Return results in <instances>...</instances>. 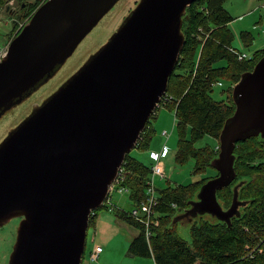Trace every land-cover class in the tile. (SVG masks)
<instances>
[{
  "label": "water",
  "instance_id": "1",
  "mask_svg": "<svg viewBox=\"0 0 264 264\" xmlns=\"http://www.w3.org/2000/svg\"><path fill=\"white\" fill-rule=\"evenodd\" d=\"M118 1L47 0L36 9L0 59V120L54 76ZM195 1L139 0L108 41L7 132L0 226L22 217L9 264H83L92 211L167 94ZM232 99L211 161L218 175L172 218L184 239L195 221L231 225L250 204L240 198L247 180L234 182L235 150L239 141L264 139V56L241 74ZM231 184L226 206L218 191Z\"/></svg>",
  "mask_w": 264,
  "mask_h": 264
},
{
  "label": "trees",
  "instance_id": "2",
  "mask_svg": "<svg viewBox=\"0 0 264 264\" xmlns=\"http://www.w3.org/2000/svg\"><path fill=\"white\" fill-rule=\"evenodd\" d=\"M4 1L0 0V6ZM225 2L196 0L188 7L183 24L185 44L167 89V94L172 97L167 106L175 111L179 131L177 162L183 164L191 158L196 175L207 174L209 170L215 171L216 175H207L195 183L160 189L157 194L160 202L156 208L158 224L150 228L148 238L145 225L131 216V210L117 209V206L113 209L119 220L138 230L131 239L129 254L153 258L155 264H264V139L260 137L239 141L235 150L237 178L234 182L240 178L247 180L240 198L250 200L240 218H234L231 225L213 224L204 219L195 221L190 228L191 242L181 237L178 224H171L176 212L188 206V201L202 184L218 175L211 161L219 153V142L200 148L195 143L206 135L219 139L226 119L235 111L234 84L264 56L263 49L250 59H238L239 50L233 46L235 36L229 28L234 17L224 7ZM36 6H39L38 2ZM242 36L248 45L252 44L254 37L250 31H242ZM221 60L226 64L217 66ZM222 79L229 80L228 95L226 99L216 100L211 93L214 83ZM152 130L149 121L139 147L149 148ZM125 160L124 184L130 189L131 202L139 206L146 197L152 165L129 154ZM232 184L218 191L219 199L226 206L232 202ZM95 217L92 216L90 226Z\"/></svg>",
  "mask_w": 264,
  "mask_h": 264
},
{
  "label": "rangeland",
  "instance_id": "3",
  "mask_svg": "<svg viewBox=\"0 0 264 264\" xmlns=\"http://www.w3.org/2000/svg\"><path fill=\"white\" fill-rule=\"evenodd\" d=\"M25 1L28 2V7L17 15L13 14L12 12H14L13 9L15 5L17 6V4ZM262 1L264 0H226L224 3V7L233 17L236 15L234 14L235 12L242 13L241 16L234 17V20L229 23V28L233 31L235 36L233 46L237 50L246 53L249 57H253L259 49H264V10L260 6ZM12 2L13 5H11ZM37 2L38 0H5L3 5L0 6V53L2 51H7L10 41L22 30L33 13L40 6H36ZM138 2L139 0H119L79 44L74 53L65 61L54 76L0 120V142L11 128L16 126L31 112L34 104L40 103L44 98L57 90L60 85L84 64L91 54L96 52L108 41ZM253 12L259 19L256 22L253 20L255 16L247 19L248 16L254 14ZM250 24L251 26L247 29L253 34L254 40L252 44L248 45L242 36V30L244 25ZM260 27H262V29ZM224 64H226V61L221 60L217 63V66H223ZM222 81L224 82L223 86L219 84L213 86L211 94L216 100L226 99L228 95L229 80L222 79ZM154 114L155 117H151L150 119V125L153 128L150 147L151 150H156L155 147L161 150L165 145L161 164L166 168V177H157L155 179L157 194L160 189H165L169 185L175 187L180 184L187 185L199 181L195 178L197 175L194 173L193 159L190 158L183 164L178 163L176 160L179 131L173 108L167 105H161L158 106ZM165 131H167V134ZM218 142V139L206 135L197 141L195 146L198 148L208 144L213 146L217 145ZM149 154L150 148H141L139 146L135 147L129 153L131 157L147 165H152L153 161L150 159ZM198 175L201 180L207 175L213 176L216 175V173L215 171L209 170L207 174ZM111 195L110 201L117 206V209L130 211L135 208L128 193L113 191ZM115 213V210H108L102 207L97 210V215L94 219L96 220L98 216L99 218H101V216L115 218ZM115 219L109 223V234L107 238H110V240L108 242H104L101 239H99V242L93 240L95 221L94 224L90 226L87 237L85 260H88V256L94 251L95 247L99 245L103 248V253L99 255L98 259L93 264H155L152 258H134L128 254V243L131 236L137 233L138 230L134 226L119 219L114 221ZM21 221L22 217H17L0 226V264H9ZM184 236L187 240H190L189 232H186Z\"/></svg>",
  "mask_w": 264,
  "mask_h": 264
},
{
  "label": "built area",
  "instance_id": "4",
  "mask_svg": "<svg viewBox=\"0 0 264 264\" xmlns=\"http://www.w3.org/2000/svg\"><path fill=\"white\" fill-rule=\"evenodd\" d=\"M47 0H38L39 5L43 4ZM260 6L264 10V1L261 2ZM6 53V51H2L0 53V59L1 57ZM238 54V59L243 60V59H250L252 57H249L246 53L239 51L237 52ZM219 84L220 86L224 85L223 81H216L214 85ZM172 97L168 94H166L159 106L161 105H167L168 103L171 102ZM167 134V131H165ZM163 150L161 151H151L150 152V157L153 160L152 168H151V174L149 179L147 180V186H146V197L142 201V203L139 206H135L134 209L131 210V216L135 218L136 220L141 221L145 225L146 229V236L147 238L150 237V228L154 225L158 224V220L156 219L157 216V211L156 208L159 205V198L157 195V188L155 187V179L157 177H166V172L164 166L161 164L162 163V158H163ZM126 161V160H125ZM125 161L121 168L119 169L118 176L116 180L113 182V184L110 186V191L108 198L104 202V206H106L109 209H114L116 205L110 201L111 194L112 192L116 191L119 193H128L130 192V189L125 186L124 182L126 179V166H125ZM97 215V210L92 211V216ZM103 248L99 245H97L94 249V251L88 256V260H85V257L83 259V264H93L99 257V255L102 253Z\"/></svg>",
  "mask_w": 264,
  "mask_h": 264
},
{
  "label": "crops",
  "instance_id": "5",
  "mask_svg": "<svg viewBox=\"0 0 264 264\" xmlns=\"http://www.w3.org/2000/svg\"><path fill=\"white\" fill-rule=\"evenodd\" d=\"M254 13V12H253ZM234 14H236L234 17L236 18V17H239V16H241L242 15V13H234ZM255 16V13L254 14H251L250 16H248L247 17V19L248 18H251V17H254ZM244 19V18H243ZM244 20H246V19H244ZM243 20V21H244ZM254 20V22H256L257 20H259L258 19V17H256L255 16V18L253 19ZM252 20V21H253ZM260 20H262V19H260ZM249 26H251V24L250 25H244L243 26V30L242 31H249V29H247V28H249ZM260 26H262V25H260ZM261 29H262V27H260ZM5 29V28H4ZM259 50H261V49H259ZM165 147V145L162 147V149L161 150H163V148ZM149 148H150V152L151 151H161V150H159V149H157V147H155L156 148V150H151V147L149 146ZM149 157H150V154H149ZM150 159H151V157H150ZM152 160V159H151ZM153 161V160H152ZM165 172H166V168H165ZM195 178H197L198 180H200V176L199 175H197V176H195ZM106 209H108V210H113V209H109V208H106ZM115 218L116 219H118L117 217H116V215H115ZM115 218H109V216H101V218H99V216H98V218L95 220V226H94V228H93V230H94V236H93V240H96L97 242H99V239H101L102 241H104V242H108L109 240H110V238H107V235L109 234V223H111L112 221H113V219H115ZM116 219L114 220V221H116ZM89 234V233H88ZM138 234V231H137V233H135L134 235H132L131 236V239L133 238V237H135L136 235ZM131 239H130V241H129V245H130V242H131ZM129 245H128V247H129ZM128 251H129V248H128ZM102 253H103V251H102ZM101 253V254H102ZM128 254H129V252H128ZM130 255V254H129ZM131 256V255H130ZM133 257V256H132ZM134 258H140V257H134ZM143 258V257H142ZM153 259V258H152ZM154 260V259H153Z\"/></svg>",
  "mask_w": 264,
  "mask_h": 264
},
{
  "label": "flooded vegetation",
  "instance_id": "6",
  "mask_svg": "<svg viewBox=\"0 0 264 264\" xmlns=\"http://www.w3.org/2000/svg\"><path fill=\"white\" fill-rule=\"evenodd\" d=\"M18 1V0H17ZM17 3V2H16ZM28 2H21L20 4H17V6L15 5V7H14V9H13V11L14 12H12L13 14H19L21 11H24L27 7H28V4H27ZM11 5H13V2H12V4ZM11 7V6H10ZM10 12V11H9Z\"/></svg>",
  "mask_w": 264,
  "mask_h": 264
}]
</instances>
